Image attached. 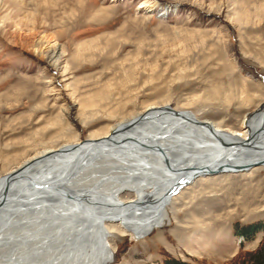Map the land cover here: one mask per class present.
Listing matches in <instances>:
<instances>
[{"label":"rangeland","instance_id":"obj_1","mask_svg":"<svg viewBox=\"0 0 264 264\" xmlns=\"http://www.w3.org/2000/svg\"><path fill=\"white\" fill-rule=\"evenodd\" d=\"M263 102L264 0H0V176L151 104L238 130ZM166 213L143 239L110 233L111 264H249L264 168L200 177Z\"/></svg>","mask_w":264,"mask_h":264},{"label":"bare ground","instance_id":"obj_2","mask_svg":"<svg viewBox=\"0 0 264 264\" xmlns=\"http://www.w3.org/2000/svg\"><path fill=\"white\" fill-rule=\"evenodd\" d=\"M57 47L46 46L49 58ZM255 167L264 168V102L238 130L151 104L103 134L46 146L0 176V264H111L110 233L147 237L165 223L180 183ZM126 192L134 199L121 200Z\"/></svg>","mask_w":264,"mask_h":264},{"label":"trees","instance_id":"obj_3","mask_svg":"<svg viewBox=\"0 0 264 264\" xmlns=\"http://www.w3.org/2000/svg\"><path fill=\"white\" fill-rule=\"evenodd\" d=\"M252 228V227H251ZM250 227L246 228L244 230V234H248L251 231H253V228L251 229ZM249 264H264V243L260 246V249L257 250V252L253 254H249L248 258H246ZM246 263V261H245ZM164 264H185L180 261H176L173 259H167ZM248 264V263H247Z\"/></svg>","mask_w":264,"mask_h":264},{"label":"water","instance_id":"obj_4","mask_svg":"<svg viewBox=\"0 0 264 264\" xmlns=\"http://www.w3.org/2000/svg\"><path fill=\"white\" fill-rule=\"evenodd\" d=\"M37 161V160H36ZM35 162V161H34ZM33 162V163H34ZM28 166H29V164H27V166H26V169L28 168ZM25 169V170H26ZM222 171H223V169H220V170H215V171H213V172H211L212 174H215V173H222ZM22 172V171H21ZM20 172H18V171H15L14 173H12V174H10V176H8V183L10 184V182L11 181H13L15 178H17L18 176H20ZM200 176H205V175H208V173L207 172H201L200 174H199ZM194 180V178H192L191 180H189V181H185V182H182V183H180L178 186H177V189H175L174 191H173V194H175V193H177L180 189H182L183 187H186L189 183H191L192 181ZM191 181V182H190ZM189 182V183H188ZM9 184H8V186H9ZM187 184V185H186Z\"/></svg>","mask_w":264,"mask_h":264}]
</instances>
